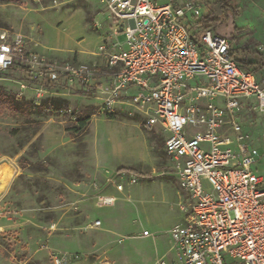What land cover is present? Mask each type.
<instances>
[{
	"label": "rangeland",
	"instance_id": "374dc122",
	"mask_svg": "<svg viewBox=\"0 0 264 264\" xmlns=\"http://www.w3.org/2000/svg\"><path fill=\"white\" fill-rule=\"evenodd\" d=\"M192 1L200 18L187 23L188 29L194 31L206 14L220 18L211 30L231 37L233 49L255 63L251 72L263 78L258 66L264 63V0ZM223 4L237 13L223 16ZM105 14L103 0H0V30L21 36L27 52L100 69L106 53L125 42L121 32L111 35ZM109 80L104 75L86 88L51 86L43 92L27 84L19 95L25 80L17 70L0 74V89L43 106L40 113L25 114L0 106V179L6 178L0 182V264H53L50 252L70 257L67 264L175 259L170 231L185 222L188 200L164 154L168 135L157 125L147 129L145 115L133 107L116 105L107 112L98 86ZM250 101L251 109L247 103L235 115L240 131L227 129L224 135L244 138L248 156L255 159L250 169L264 188V116ZM77 118L85 119L83 130H75ZM121 168L139 175L138 182L118 176ZM97 196H113L115 203L99 207ZM95 221L100 226L92 227Z\"/></svg>",
	"mask_w": 264,
	"mask_h": 264
},
{
	"label": "built area",
	"instance_id": "2783aa9c",
	"mask_svg": "<svg viewBox=\"0 0 264 264\" xmlns=\"http://www.w3.org/2000/svg\"><path fill=\"white\" fill-rule=\"evenodd\" d=\"M168 1L103 0L111 35L121 32L125 42L118 53L98 48L106 53L100 69L27 52L21 36L0 30V74L17 70L25 80L19 95L27 84L38 86V92L51 86L86 88L95 78L109 76L98 86L105 110L133 107L145 115L147 129L157 125L168 135L164 154L188 198L185 222L170 231L175 250L170 264H264L262 180L250 169L255 159L248 156L244 138L224 135L227 129L240 131L235 115L242 100L249 101L250 109L255 100L253 108L264 116V78L257 81L239 66L229 36L199 25L188 29L187 23L200 18L198 3ZM118 176L132 185L140 179L127 171ZM95 199L99 207L115 203L113 196ZM97 226L95 221L92 227ZM50 258L53 264L71 259L53 252Z\"/></svg>",
	"mask_w": 264,
	"mask_h": 264
},
{
	"label": "trees",
	"instance_id": "16d2710c",
	"mask_svg": "<svg viewBox=\"0 0 264 264\" xmlns=\"http://www.w3.org/2000/svg\"><path fill=\"white\" fill-rule=\"evenodd\" d=\"M222 9H223V11H222L223 16L230 15L232 18L237 13V9L235 7L228 5V4H223ZM220 22H221L220 18L214 17V16H212V14H206L205 16L202 17L201 21L198 22V25H200L202 30L205 31L208 29L217 28L218 25L220 24ZM231 52H232L234 60L239 64V66L243 70L251 72L250 68L252 66H254L255 63L249 62L245 58H242L241 55L238 52H236V50H234V49H232ZM259 61H260V63L262 62L261 59ZM260 65L258 66V68L264 69V63H262ZM0 106H2L5 109H8L10 111H16V112L23 113V114L28 113L30 110H36L37 113H40L43 111L42 105L35 106V105L31 104L30 101H21L20 102V101L16 100L13 95L7 93V91L5 92L3 89H0ZM85 126H86L85 119L83 120L82 118H77L75 130L76 131L83 130V128H85ZM124 171L132 172V171H130L128 169H124V168L117 169L118 173H121Z\"/></svg>",
	"mask_w": 264,
	"mask_h": 264
},
{
	"label": "crops",
	"instance_id": "0c3cea01",
	"mask_svg": "<svg viewBox=\"0 0 264 264\" xmlns=\"http://www.w3.org/2000/svg\"><path fill=\"white\" fill-rule=\"evenodd\" d=\"M123 48H124V44H123V47H122V48H120L118 51L115 50L114 53H118V52H119L121 49H123ZM110 53H113V52H110ZM255 77H256V76H255ZM263 78H264V77H263ZM256 79H257V81H260L262 78H261V79H258V78L256 77ZM247 103H249V101L242 100V101H241V106H244V105L247 104ZM1 171H2V170L0 169V173H1ZM2 180H4V181H2ZM5 181H6V178L2 176L1 179H0V182H5ZM186 197H187V196H186ZM187 200H188V198H187ZM1 230H2V229L0 228V232H2Z\"/></svg>",
	"mask_w": 264,
	"mask_h": 264
}]
</instances>
